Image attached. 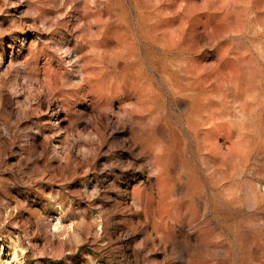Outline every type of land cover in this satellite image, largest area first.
Listing matches in <instances>:
<instances>
[{
	"label": "rangeland",
	"instance_id": "1",
	"mask_svg": "<svg viewBox=\"0 0 264 264\" xmlns=\"http://www.w3.org/2000/svg\"><path fill=\"white\" fill-rule=\"evenodd\" d=\"M0 264H264V0H0Z\"/></svg>",
	"mask_w": 264,
	"mask_h": 264
}]
</instances>
